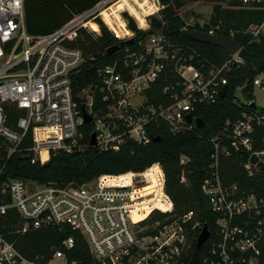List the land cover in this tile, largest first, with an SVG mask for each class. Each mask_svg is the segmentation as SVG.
Masks as SVG:
<instances>
[{
    "label": "built area",
    "instance_id": "1",
    "mask_svg": "<svg viewBox=\"0 0 264 264\" xmlns=\"http://www.w3.org/2000/svg\"><path fill=\"white\" fill-rule=\"evenodd\" d=\"M26 1L0 0V264H77L69 258L75 243L73 232L82 236L90 256L82 264H261L264 193H256L241 179L228 182L220 166L239 154L243 180L252 181L263 170L259 163L264 165V96L257 98L253 93L264 95V71L254 74L248 85L236 88L243 97L235 90L239 114L225 119L209 138V164L200 182L213 216L209 225L193 210L174 213L159 162L126 172L130 178L126 184L105 180V174L81 184L1 178L3 166L15 154L43 164L59 151H83L87 146L118 151L129 142L148 144L159 136L160 128L172 136L198 128L196 110L216 102L221 91L225 94L228 74L243 63L242 45L222 63L214 64L195 47L172 42L164 33L136 38L130 29L121 35L111 29L122 44L109 63L94 70L93 81L76 89L72 76L81 69L84 56L72 42L81 28L89 29V21L102 19L101 9L117 0H101L37 36L25 28ZM151 1L159 8L147 18L154 13L158 17L163 7L158 0ZM233 1L236 5H229L231 9L264 11V0ZM189 26L193 25L182 29ZM199 27L236 41L235 36L242 34L248 43L264 42V17L243 28L209 19ZM137 28L146 31L150 24ZM160 83L157 91L155 86ZM5 104L20 112L14 126L9 124ZM261 132L262 147L255 150ZM92 134L95 144L90 146ZM252 154L257 161L250 160ZM188 160L185 154L179 156L180 165ZM178 180L188 184L184 168ZM156 202L164 203V209ZM155 211L162 215L152 217ZM8 216L16 217V229H5ZM204 226L208 237L189 255L191 240L196 244ZM44 228L69 234L59 244L49 245L46 262L27 258L16 248V240L28 230Z\"/></svg>",
    "mask_w": 264,
    "mask_h": 264
},
{
    "label": "trees",
    "instance_id": "2",
    "mask_svg": "<svg viewBox=\"0 0 264 264\" xmlns=\"http://www.w3.org/2000/svg\"><path fill=\"white\" fill-rule=\"evenodd\" d=\"M101 0H27L24 4L25 28L31 35H45L70 19L73 15L86 11ZM123 0L121 4L110 5L107 9V16L101 15L105 23L118 35L127 34L129 31L124 28L123 21L119 18L118 11L125 9L135 17L136 21L143 27L145 16L157 10V6L149 3V0ZM163 7L160 9V18L149 17V30L138 29L134 19L126 12L127 26L135 33L136 38L149 34L153 28H162L164 35L172 42H178L195 47L200 56L209 63L220 64L228 57V53L222 48L203 42L193 41L181 34L182 22L174 10V6L182 5L183 0H158ZM217 2L213 5L209 21L215 23L223 22L227 27L243 28L250 23L260 22L264 17V11L231 9L221 6L222 3L236 5L233 0H211ZM112 15V16H111ZM97 23H95V22ZM89 21L88 27L95 36L82 29L81 34L72 42V45L79 48L84 56L81 69L72 76L74 88L78 89L95 79L94 70L109 63L115 53L108 55L106 49L113 45H121L122 40L115 37L105 27L99 17ZM117 24V25H116ZM98 25V26H97ZM191 31H201L198 25L189 26ZM125 30V32H123ZM242 45L241 57L243 63L233 68L228 74L227 85L224 88L225 94L210 105H204L196 110V115L204 121L202 127L181 135L172 136L166 129L160 128L157 131L160 139L151 141L146 145L126 143L118 151H99L96 147L87 146L83 151H72L65 153L59 151L53 154L50 159L40 164L31 163L30 158L23 154L12 155L2 168L1 178L7 177L22 178L41 183L55 182L57 184H81L98 175L105 174L104 179L113 183L126 184L130 181L128 171H140L153 162H159L166 174V192L174 204V213L180 214L193 210L196 216L209 225L213 218L210 213L208 202L200 191V182L204 177L209 164V138L215 136L222 128L227 118L234 119L240 112L241 106L234 102V92L238 86L248 85L249 80L259 71H264V42L248 43L246 35L235 36ZM162 83L157 84L155 89L159 91ZM244 95L246 94V90ZM247 95V94H246ZM5 111L8 121L14 126L20 112L11 104H5ZM89 128L85 130V137L88 136ZM257 140L254 149L259 150L262 144ZM30 134L24 141L28 145ZM185 154L189 160L184 165L179 164V156ZM239 154L227 161L222 162L220 171L228 182L234 179H241L242 183L254 188L256 193H264V169L261 170L252 181H245L244 173L239 165ZM1 167V161H0ZM186 170L188 184H181L178 175L181 169ZM162 209L164 203L156 202ZM158 212V211H157ZM162 214L152 217H160ZM16 217L5 221V229H16ZM69 233H58L51 228L28 230L16 240V248L27 258L46 262L50 252V244H59ZM74 234V249L69 254L77 264L89 260L87 246L80 234ZM13 237V235L11 236ZM196 249L195 239L189 245L188 254ZM42 255V257H39ZM261 264H264V247L262 248Z\"/></svg>",
    "mask_w": 264,
    "mask_h": 264
},
{
    "label": "rangeland",
    "instance_id": "3",
    "mask_svg": "<svg viewBox=\"0 0 264 264\" xmlns=\"http://www.w3.org/2000/svg\"><path fill=\"white\" fill-rule=\"evenodd\" d=\"M123 2V0H117L115 3H113L112 5H118L121 4ZM130 3H132L131 0H129ZM149 3H153L151 0H149ZM217 2L215 1H211V0H183L182 5L179 7L174 6V10L176 11V13L179 15L181 22H182V27L183 26H188V25H200L201 23L208 21L209 16L211 14L213 5H215ZM110 3H107L106 5H109ZM157 6V9L159 8V5L157 4V2L155 1V3H153ZM222 7L225 8H229V5L226 3H220ZM123 12H126L132 19H134L136 26L140 27V25L138 24V22L136 21L135 17L132 16L128 10L122 9L118 11V15L119 18L124 22V28H126L127 30L129 29L127 26V22H126V18L123 16ZM101 15L103 16H107V9H101L100 10ZM150 14V13H149ZM157 13H154L153 17H157L156 16ZM158 17L157 19L160 18L161 14L158 12ZM112 16V15H111ZM150 16V17H151ZM99 17V16H98ZM99 19L102 21V23L105 25V27L110 31L111 34H113L112 30L109 28V26L99 17ZM93 21V20H92ZM95 22V21H94ZM96 23V22H95ZM149 23V17L147 18L145 16V24ZM97 24V23H96ZM117 25V24H116ZM98 26V25H97ZM82 29H84L87 33H90L92 36H95L96 32H92L91 30L87 29V28H81L78 33H77V37L81 34ZM125 32V30L123 31ZM114 35V34H113ZM242 92L239 90H236V95L238 97H240L241 99H243V97L241 96ZM253 95L257 98L259 97H263L264 95H260V93L258 91H254ZM155 215H158L159 212L155 211L154 213Z\"/></svg>",
    "mask_w": 264,
    "mask_h": 264
},
{
    "label": "water",
    "instance_id": "4",
    "mask_svg": "<svg viewBox=\"0 0 264 264\" xmlns=\"http://www.w3.org/2000/svg\"><path fill=\"white\" fill-rule=\"evenodd\" d=\"M151 32L157 33L160 35L163 34V30H161V29L153 28L151 30ZM181 34L183 36L187 37L188 39L193 40V41L209 43V44L215 45L217 47H220L224 51H226L228 54H233L235 51H237L241 47V44L238 41H236L235 39L229 38L227 35H223V34H208V33L203 32V31H191L188 29H181ZM116 49H117V45L110 46L106 49V53L108 55H110ZM219 95L221 97H223L224 92L221 91L219 93ZM251 106L255 107V104L252 103ZM186 118L188 121L191 120L190 115H187ZM89 119L90 118L88 116H84L85 122L89 121ZM195 123H196L197 127H202L204 124V121L201 117H196ZM218 134H221V133H218ZM159 139H160L159 136H153L152 137V141H158ZM94 144H95V140H94V136L92 134L90 136L89 145L93 146ZM250 160L252 162L257 161V156L255 154H252L250 157ZM259 165L264 169V165L262 163H259ZM30 186L32 187V185H30ZM207 237H208V230H207V227L204 226L202 231L200 232L198 238H197L196 248H199L202 245V243L206 240Z\"/></svg>",
    "mask_w": 264,
    "mask_h": 264
},
{
    "label": "bare ground",
    "instance_id": "5",
    "mask_svg": "<svg viewBox=\"0 0 264 264\" xmlns=\"http://www.w3.org/2000/svg\"><path fill=\"white\" fill-rule=\"evenodd\" d=\"M146 26V24H144V26L143 27H145ZM156 205H157V203H156Z\"/></svg>",
    "mask_w": 264,
    "mask_h": 264
}]
</instances>
